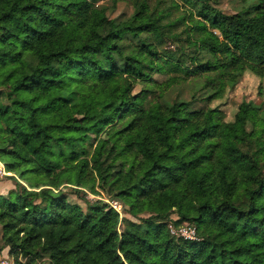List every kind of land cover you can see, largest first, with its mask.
<instances>
[{
	"label": "trees",
	"instance_id": "obj_1",
	"mask_svg": "<svg viewBox=\"0 0 264 264\" xmlns=\"http://www.w3.org/2000/svg\"><path fill=\"white\" fill-rule=\"evenodd\" d=\"M128 1L119 19L98 0H0V159L35 180L0 194L12 264H264V108L242 101L225 123L209 106L246 70L264 77V0L231 14L209 0ZM115 124L128 161L99 137ZM63 184L149 215L82 207ZM172 213L194 239L170 233Z\"/></svg>",
	"mask_w": 264,
	"mask_h": 264
},
{
	"label": "rangeland",
	"instance_id": "obj_2",
	"mask_svg": "<svg viewBox=\"0 0 264 264\" xmlns=\"http://www.w3.org/2000/svg\"><path fill=\"white\" fill-rule=\"evenodd\" d=\"M210 3L217 8L221 9L226 14H231L236 12L241 7V2L239 0H209ZM98 4H101L106 8V12L109 17L126 19L129 17L132 8L128 0H98ZM183 37V36H182ZM179 46V43L168 40L164 47L169 49H176ZM155 77L158 80L164 79V76L155 74ZM191 85L186 84L183 85V95L188 97L193 93V88ZM141 86L135 87L134 92L139 91ZM5 89L0 88V100L5 102L4 92ZM242 101H251L255 105H262L264 108V77H258L250 71L246 70L236 82L228 84L224 89L223 93L219 98L213 99L209 106L215 107L218 106L223 113V120L225 123L231 121L233 116L237 110L238 105ZM262 108V107H261ZM262 108V109H263ZM262 116L264 117V109L262 112ZM76 124L81 127H85L87 124L83 118V112L79 109L76 112ZM121 125H113L108 130L104 131L99 135V137H107L108 141L114 146L115 156L117 159L128 161L129 157L122 151V135L119 132ZM122 128V127H121ZM264 130L263 124H258L254 128V134L257 135L261 131ZM229 132V127H226V133ZM82 135H86L82 140V148L88 152H91L95 143V136L93 134H89L84 130H81ZM262 157L264 158V150H262ZM18 182L28 186V182H35L33 179H29L23 181L20 179L19 175L13 172L6 171L4 164L0 159V194L5 195L9 191L18 189ZM66 196L67 199L71 202L78 203L82 207H85V203L83 198L94 201L99 199L107 203L110 207L114 208L118 211L120 217H128L132 220L138 221V218L147 217L149 215L146 211L139 212L136 216L128 213V206L122 203L120 200L114 199L113 197L107 195L103 192L97 185L95 186V190L97 193H91L87 188H82L81 190H76L73 185L63 184L59 187ZM80 189V188H79ZM259 204L264 205V199L258 201ZM173 205H176L174 202ZM177 219L176 213H172L170 215V221H168V229L171 234L174 235H182L190 234L195 238V230L194 226L187 222H182L179 225H174L173 220ZM121 227V226H119ZM193 231V234L191 233ZM193 238V239H194ZM13 256L9 252V247L4 243L1 238L0 231V264H12ZM45 262V260H43Z\"/></svg>",
	"mask_w": 264,
	"mask_h": 264
},
{
	"label": "built area",
	"instance_id": "obj_3",
	"mask_svg": "<svg viewBox=\"0 0 264 264\" xmlns=\"http://www.w3.org/2000/svg\"><path fill=\"white\" fill-rule=\"evenodd\" d=\"M191 233L193 234V231H191ZM182 236H184L185 238H189V239H193V235H190V234H185L183 233Z\"/></svg>",
	"mask_w": 264,
	"mask_h": 264
}]
</instances>
